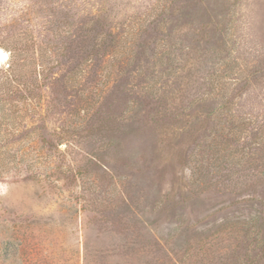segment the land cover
I'll use <instances>...</instances> for the list:
<instances>
[{"label": "rangeland", "instance_id": "obj_1", "mask_svg": "<svg viewBox=\"0 0 264 264\" xmlns=\"http://www.w3.org/2000/svg\"><path fill=\"white\" fill-rule=\"evenodd\" d=\"M0 264H264V0H0Z\"/></svg>", "mask_w": 264, "mask_h": 264}, {"label": "trees", "instance_id": "obj_2", "mask_svg": "<svg viewBox=\"0 0 264 264\" xmlns=\"http://www.w3.org/2000/svg\"><path fill=\"white\" fill-rule=\"evenodd\" d=\"M37 36H39V33H38ZM44 37H45V34H42L41 36H39L38 39H41L39 42H36L37 37L34 36V35H32V34H31V38H30V42H31L32 47L35 48V47L37 46V47L40 48V53H38L37 56H38L41 60L46 59V57H47V56H46V49L49 47V45L46 44L45 40H43ZM35 43H38V44L35 45ZM22 47L25 48V50H27V48L29 47L28 42L26 41V42L23 44ZM18 54H20V53H18ZM8 66L11 67V64H9ZM12 70H13V66L10 68L9 71H12Z\"/></svg>", "mask_w": 264, "mask_h": 264}]
</instances>
